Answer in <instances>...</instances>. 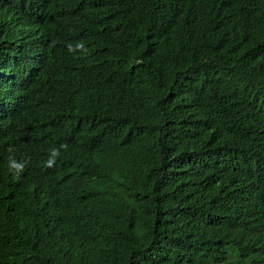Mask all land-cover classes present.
<instances>
[{
	"label": "trees",
	"instance_id": "16d2710c",
	"mask_svg": "<svg viewBox=\"0 0 264 264\" xmlns=\"http://www.w3.org/2000/svg\"><path fill=\"white\" fill-rule=\"evenodd\" d=\"M79 17L96 43L69 92L98 154L92 260L210 264L245 220L239 115L264 87V0H89Z\"/></svg>",
	"mask_w": 264,
	"mask_h": 264
},
{
	"label": "clouds",
	"instance_id": "9594fccd",
	"mask_svg": "<svg viewBox=\"0 0 264 264\" xmlns=\"http://www.w3.org/2000/svg\"><path fill=\"white\" fill-rule=\"evenodd\" d=\"M88 2L0 0V264H102L92 260L101 224L88 186L98 154L69 102L96 45L79 17ZM256 95L239 115L249 160L234 182L245 220L237 241L209 249L210 264H264V87Z\"/></svg>",
	"mask_w": 264,
	"mask_h": 264
},
{
	"label": "rangeland",
	"instance_id": "374dc122",
	"mask_svg": "<svg viewBox=\"0 0 264 264\" xmlns=\"http://www.w3.org/2000/svg\"><path fill=\"white\" fill-rule=\"evenodd\" d=\"M229 262V259H228V261L227 262H225V263H221V264H227Z\"/></svg>",
	"mask_w": 264,
	"mask_h": 264
},
{
	"label": "bare ground",
	"instance_id": "6f19581e",
	"mask_svg": "<svg viewBox=\"0 0 264 264\" xmlns=\"http://www.w3.org/2000/svg\"><path fill=\"white\" fill-rule=\"evenodd\" d=\"M16 71V70H15Z\"/></svg>",
	"mask_w": 264,
	"mask_h": 264
}]
</instances>
